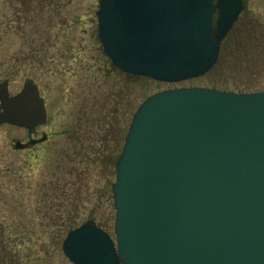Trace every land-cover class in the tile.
<instances>
[{
  "label": "water",
  "instance_id": "1",
  "mask_svg": "<svg viewBox=\"0 0 264 264\" xmlns=\"http://www.w3.org/2000/svg\"><path fill=\"white\" fill-rule=\"evenodd\" d=\"M243 9L242 0H100L99 39L116 68L180 82L215 66ZM47 119L32 81L14 96L0 83V126L31 130ZM116 170L117 241L86 223L63 242L73 263L264 264V92L181 88L148 97Z\"/></svg>",
  "mask_w": 264,
  "mask_h": 264
},
{
  "label": "rangeland",
  "instance_id": "2",
  "mask_svg": "<svg viewBox=\"0 0 264 264\" xmlns=\"http://www.w3.org/2000/svg\"><path fill=\"white\" fill-rule=\"evenodd\" d=\"M47 1L43 29L17 19L18 0H0V82L16 95L33 79L48 112L32 133L0 126V264H73L62 249L68 226L93 223L114 235L116 164L146 98L180 88L264 92V0H244L208 74L177 83L112 66L98 37L100 0Z\"/></svg>",
  "mask_w": 264,
  "mask_h": 264
},
{
  "label": "trees",
  "instance_id": "3",
  "mask_svg": "<svg viewBox=\"0 0 264 264\" xmlns=\"http://www.w3.org/2000/svg\"><path fill=\"white\" fill-rule=\"evenodd\" d=\"M18 2L19 3L17 4V9H16L15 13H17L16 16H22V17H17V19L20 20L22 24L24 21H27L28 23H31L34 25H36L37 22H40L41 25H38V26H42V28H43V26H45L47 24V23H45L44 17L46 14V8H47L46 6L49 4V1H47V4H45L46 0H18ZM47 9H50V7ZM41 13L43 14L44 17L41 15ZM129 77L139 78L137 76H132V75H130ZM140 78L141 79H148V78H144V77H140ZM49 201L50 200H46L44 202L45 207L48 205ZM67 229L72 230L74 228H73V226H68Z\"/></svg>",
  "mask_w": 264,
  "mask_h": 264
},
{
  "label": "flooded vegetation",
  "instance_id": "4",
  "mask_svg": "<svg viewBox=\"0 0 264 264\" xmlns=\"http://www.w3.org/2000/svg\"><path fill=\"white\" fill-rule=\"evenodd\" d=\"M216 1V3L219 1V0H215ZM217 18H218V12L216 13V15H215V19L217 20ZM228 36V35H227ZM226 36V37H227ZM34 58V56H32V59ZM28 80H30V81H32L35 85H36V83H35V81L33 80V79H28ZM37 86V85H36ZM37 129V128H36ZM36 129H33V130H31L30 132L32 133V132H34Z\"/></svg>",
  "mask_w": 264,
  "mask_h": 264
}]
</instances>
